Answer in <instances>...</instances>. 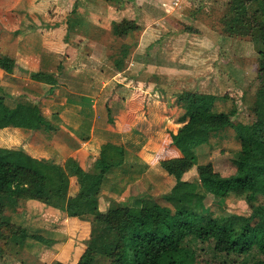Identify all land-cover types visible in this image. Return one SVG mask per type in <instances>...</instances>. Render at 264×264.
I'll list each match as a JSON object with an SVG mask.
<instances>
[{
  "label": "crops",
  "instance_id": "1",
  "mask_svg": "<svg viewBox=\"0 0 264 264\" xmlns=\"http://www.w3.org/2000/svg\"><path fill=\"white\" fill-rule=\"evenodd\" d=\"M201 1L118 0L121 5L117 8L107 0H0V10L17 12L0 26V43L8 50L3 55L13 57L16 63L11 74L0 69V107H34L53 128L1 129L0 133L11 136L4 147H20L14 134L23 133L28 140L25 138L21 149L15 150L60 166L72 158L83 170L94 173L101 172L104 156L111 163L103 171L104 182L112 187L116 179L121 184L115 186L118 192L112 190L101 196L99 208L101 204L107 207L110 199L120 202L123 197H116L127 189L134 195L128 196L129 206L142 194L153 197V179L165 181L168 173L157 172L152 158L144 152L161 149L180 157L170 133H176L183 115L175 121L180 113L176 104L183 103L182 99L177 103L173 102L175 96L165 99L156 85L170 81L181 89L180 82L189 78L176 72L183 69L174 56L182 53V45L190 50L211 45L218 48L215 33L198 26L195 20L199 11L195 2ZM215 1L205 0L207 4ZM184 10L188 16H183ZM190 11L195 17L189 16ZM172 18L187 22V27L181 31L168 29ZM122 20L132 21L137 28L124 38L114 37L112 25ZM199 38L201 42L194 41ZM113 39L119 42L115 50ZM122 47L128 49L129 57L117 70L111 56ZM150 50L161 51L165 60L157 66L153 63V70L143 64V53L148 55ZM31 72L44 73L53 81H34ZM194 87L193 91L200 92ZM153 134L158 141L151 139ZM133 151L136 156L132 157ZM129 157L131 161L143 159L148 172L136 176L128 170H123L124 174L118 171ZM69 183L73 189L67 196H75L76 178L70 177ZM23 214L24 221L19 214L0 216L1 227L8 232L9 250L13 251L7 253L2 264L78 263L90 237L87 219L69 217L65 211L35 200L23 202Z\"/></svg>",
  "mask_w": 264,
  "mask_h": 264
},
{
  "label": "trees",
  "instance_id": "2",
  "mask_svg": "<svg viewBox=\"0 0 264 264\" xmlns=\"http://www.w3.org/2000/svg\"><path fill=\"white\" fill-rule=\"evenodd\" d=\"M227 7L256 50L258 89L250 107L251 124H232V113L211 112L214 95L189 93L179 118L181 126L175 134L170 133L181 157L167 163L166 172L175 183L161 196L163 203L142 194L130 206L113 204L103 213L99 212L103 171L111 166L104 156L101 172L94 173L83 170L72 158L60 166L21 150L0 148V214L14 211L21 200H35L64 210L69 217L96 216L94 235L77 264H188V245L193 242L212 243L220 264H264V0H227ZM136 28L132 21L122 20L113 23L112 35L124 38ZM128 57V49L122 47L111 59L121 70ZM15 67L13 57L0 55L1 70L11 74ZM29 76L48 84L53 81L41 72ZM12 126L53 129L34 107L1 106L0 130ZM228 129L235 132L239 143L232 159L234 174L221 176L207 163L197 166L198 184L183 180L186 168L197 165V149L217 134L224 136ZM70 177H75L78 185L75 196H67ZM205 194L239 199L249 196V213L217 217L204 213ZM1 234L0 230V240ZM34 239L46 243L43 238Z\"/></svg>",
  "mask_w": 264,
  "mask_h": 264
},
{
  "label": "rangeland",
  "instance_id": "3",
  "mask_svg": "<svg viewBox=\"0 0 264 264\" xmlns=\"http://www.w3.org/2000/svg\"><path fill=\"white\" fill-rule=\"evenodd\" d=\"M117 2L118 0L110 1L109 3H111L113 7L116 6L119 8L121 4ZM207 3L208 2H205V0H202L199 3L195 2V9L199 10L198 16L195 20L198 24L200 23L198 26L207 27L209 30L215 33L218 48H214V46L211 45L202 47L203 49L190 50L185 45H182V53L174 54V56L176 58V63H180L183 67L182 70H177L176 72L179 74L189 75V78H185L186 80L180 82V84H182L184 87L182 86L180 89L181 85L171 83L170 81H166L164 84H162V82H158V85L156 86H160L161 91L164 95H166L165 99L175 96L173 101L174 103L179 102L180 98L182 99L183 103L176 104L178 108H176L178 110L177 112L180 113L175 118V121L180 116V114L184 113L185 100H187L188 94L193 91V86H196L194 89H199L200 92L198 93L214 95L213 103L211 104V112L232 113V124L240 123L243 125H249L254 119L250 112V107L255 102L254 94L258 89V80L256 74L257 64L255 57L256 50L249 42V38L247 37L245 31L236 25L233 19L234 15L228 11L227 0H217L212 4ZM192 12L193 11H190L189 16L195 17V14H192ZM15 13L17 12H13V9H11L9 13L0 10V26L3 25L2 21H8L9 16ZM184 15H187L186 10L183 11V16ZM171 20L172 23L168 29L170 28L181 31L184 30L188 25L187 22L185 23L184 21H180V19L172 18ZM194 41L201 42V38ZM202 41L204 40L202 39ZM184 43L188 42L184 41ZM118 44V40L113 39L114 50ZM232 47H234L235 50L231 49ZM7 53L8 50L0 43V55ZM143 59L146 60V62H143V64L148 70H153L151 67L153 63H155L157 66V63H162L165 61L161 51L158 52L157 50H150L148 55L143 53ZM150 81L153 82L151 79ZM189 81H193V84L190 85ZM178 87L180 90H177ZM170 105L173 106L174 104L170 103ZM157 131H159V129H157L156 132ZM10 137L11 136L7 133H0V146H2L0 148H5L8 146L7 141L10 139ZM14 137L20 140L16 141L15 143L20 144V147L19 145L13 146H15V149H21L22 142L26 138L25 134L16 133L14 134ZM151 139L153 141H158V136L153 134ZM26 140H28V138H26ZM238 148L239 143L235 138L234 131L228 129L225 131L224 136L217 134L210 139L208 145H203L197 149V165L186 168L182 178L189 181H195V183L198 184L197 166L207 163H210L213 167V170L219 173L221 176L227 177L234 174L235 168L232 164V159ZM144 153L152 158V162L155 164L154 167L156 168L155 170L157 172L167 171L166 168H168V161L177 160L181 157H178L177 153L173 154L170 151H164L161 149H146ZM131 155L132 157L136 156V152L133 151ZM142 160L143 159H139L137 157L136 160L131 161L129 157L126 164L119 168L118 171L128 170L129 172L135 173L136 176L140 175L141 173L145 174L148 172V168L147 166L144 167ZM122 174H124V171ZM107 176H109V174ZM157 178L159 177L153 179V182L155 183L154 186H156L153 198L154 200L163 203L161 196L166 194L174 185L175 178L169 173L165 181L164 179L156 181ZM115 182V184H112V187L110 186L111 183L108 181L104 182L102 197H104V193L108 191L115 190L118 192L115 186L121 183L116 181V179ZM72 189L73 186L69 183L67 194L69 191L71 192ZM130 191L131 190L127 189L126 191H122V193L118 194L116 198H120L121 196L123 197L120 202L110 199L107 207L101 204L99 212L103 213L107 211L109 208L113 207V204H117L119 206H129L130 199L128 196H131L133 192ZM136 191V193L139 195L141 194L139 189ZM248 197L249 196H244L242 199L234 196L219 198L205 194V198L202 201V210L204 213H212L214 217L226 214L246 215L249 213V208L247 205V200L249 199ZM25 201L26 200H21L18 206L15 207L14 211L4 212L0 214V216L9 217L14 214H19L20 220L24 221L25 215L23 214L22 216L21 213L23 210V202ZM45 206L53 208L48 205ZM62 211L64 212V210ZM85 219L88 220L91 227L89 234L90 239L94 235L96 216L88 215L85 216ZM0 230L4 233L3 235L1 234V238L3 239L0 240V264H2L1 262L7 253L13 251L9 250L10 243L8 239V232L1 227V222ZM188 248L190 252L188 264H220L216 260L212 243L193 242L192 244L188 245Z\"/></svg>",
  "mask_w": 264,
  "mask_h": 264
}]
</instances>
